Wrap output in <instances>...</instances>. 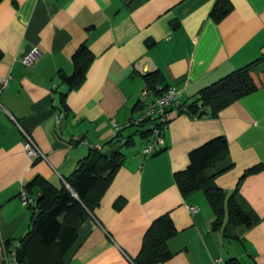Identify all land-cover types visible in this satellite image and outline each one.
<instances>
[{
	"label": "crops",
	"instance_id": "crops-1",
	"mask_svg": "<svg viewBox=\"0 0 264 264\" xmlns=\"http://www.w3.org/2000/svg\"><path fill=\"white\" fill-rule=\"evenodd\" d=\"M228 1L232 10L218 24L210 18L216 0L0 3V78L10 77L0 92L6 110L0 111V256L31 229L30 206L22 207L19 198L27 183L41 177L60 187L92 147L108 153L121 145L123 164L63 264H134L145 232L163 216L174 235L166 242L171 258L162 264H264V173L242 178L264 164V84L217 116L199 119L172 109L164 143L152 156L143 154L148 140L128 126L146 107L139 103L144 74L160 72L179 102L189 103L201 89L264 58V0ZM81 44L92 60L83 83L69 90L58 72L73 73L71 57ZM33 48L39 56L22 65L20 58ZM255 79L262 82L264 75ZM59 108L66 114L56 126ZM114 126L133 143H109ZM19 127L44 158L24 152ZM218 137L228 142L232 167L215 184L228 194L237 189L241 208L256 220L251 228L212 230L204 194L183 197L175 184L189 153ZM28 195L34 205L38 193Z\"/></svg>",
	"mask_w": 264,
	"mask_h": 264
},
{
	"label": "trees",
	"instance_id": "trees-1",
	"mask_svg": "<svg viewBox=\"0 0 264 264\" xmlns=\"http://www.w3.org/2000/svg\"><path fill=\"white\" fill-rule=\"evenodd\" d=\"M3 1L0 0V3ZM231 10L232 5L228 0H216L210 18L218 24ZM91 60L92 54L85 44H81L71 57L73 73L66 75L58 72V79L69 90L77 89L84 81L85 71ZM257 73L264 75V58L234 70L201 89L189 103H175L166 110L167 121L160 130L161 136L164 137L165 128L170 121L168 114L172 109H176L179 114L199 119L217 116L222 110L255 92L264 84V80L258 82L255 79ZM142 80L154 98L161 97L169 88L158 71L144 74ZM139 103L145 104L144 101ZM58 111L66 114L65 108H59ZM133 127L137 129L134 134L139 136V139L151 142L153 129L159 126L155 120H148ZM121 141H124V146L133 143L132 137H122L121 131L113 136L109 143L118 144ZM157 153L158 151L155 154ZM188 159L186 169L174 174L175 184L183 197L196 192L204 194L214 215L212 230L251 228L256 220L241 208L237 199V189L228 194L215 184V178L232 167V163L228 162L227 140L224 137L212 139L191 151ZM123 161L124 155L119 149L105 153L92 147L77 163L72 174L63 179L60 187L41 177L27 183L26 192L28 194L37 192L38 196L35 204L29 207L31 229L20 239L16 250L18 263L63 264V258L77 238L79 227L98 207L100 198L110 187ZM258 173H264V164L250 168L242 178ZM119 207L118 203L116 209ZM173 235V225L168 216L155 220L145 232L140 252L133 263L162 264L169 260L171 253L166 242ZM236 263V260H230L226 264Z\"/></svg>",
	"mask_w": 264,
	"mask_h": 264
},
{
	"label": "built area",
	"instance_id": "built-area-1",
	"mask_svg": "<svg viewBox=\"0 0 264 264\" xmlns=\"http://www.w3.org/2000/svg\"><path fill=\"white\" fill-rule=\"evenodd\" d=\"M38 56H39L38 49L33 48L20 58V63L24 66H31ZM9 81H10L9 76L6 78H0V92L8 86ZM141 99L144 101L146 100V102L148 101L147 103H145L146 105L145 110L143 111L142 115L139 118L130 120L128 126L131 127L138 126L144 121L155 120L156 125H158L159 127L153 129L152 141L149 142V144L146 146V148L143 151V154L145 156H152L158 151L159 147H161L164 143L160 130L163 129L164 123L167 121L166 110L172 107L175 103H180V102L177 99L176 91L171 87H169L161 97L154 98L151 96V93L146 88V86H144L141 92ZM0 111L6 112L1 101H0ZM64 117H65L64 112L57 111L55 116V125L59 126ZM19 129L23 136L22 147L24 152L29 157L32 158H44L41 151L34 143L32 137L28 133L23 131L20 127ZM118 132L119 129L116 126H114L113 136H115ZM94 148H98V147L95 146ZM19 198L22 207H29L33 204L32 198L24 190L21 191ZM188 211L195 213L197 212V208L190 206L188 207ZM18 247L19 244L16 243V245L11 251L9 252L4 251L3 254L0 256V264H19L16 257V250ZM212 264H224V263L220 259H217Z\"/></svg>",
	"mask_w": 264,
	"mask_h": 264
},
{
	"label": "rangeland",
	"instance_id": "rangeland-1",
	"mask_svg": "<svg viewBox=\"0 0 264 264\" xmlns=\"http://www.w3.org/2000/svg\"><path fill=\"white\" fill-rule=\"evenodd\" d=\"M258 79V78H257ZM136 145H137V147L139 146V140H136ZM133 147H131V149H132ZM116 149H120V150H122L123 152H125V150L124 149H122L120 146H116Z\"/></svg>",
	"mask_w": 264,
	"mask_h": 264
},
{
	"label": "water",
	"instance_id": "water-1",
	"mask_svg": "<svg viewBox=\"0 0 264 264\" xmlns=\"http://www.w3.org/2000/svg\"><path fill=\"white\" fill-rule=\"evenodd\" d=\"M33 209H35V208L33 207Z\"/></svg>",
	"mask_w": 264,
	"mask_h": 264
}]
</instances>
